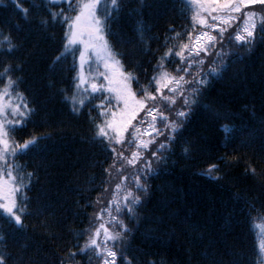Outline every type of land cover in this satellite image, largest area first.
I'll list each match as a JSON object with an SVG mask.
<instances>
[{
    "label": "trees",
    "instance_id": "trees-1",
    "mask_svg": "<svg viewBox=\"0 0 264 264\" xmlns=\"http://www.w3.org/2000/svg\"><path fill=\"white\" fill-rule=\"evenodd\" d=\"M67 7L49 0L0 2V41L10 35L18 46L14 54L0 49V71L9 63L22 64V71L13 75L23 77L19 91L36 108L30 122L13 137L21 143L33 135L49 137L41 141L39 151L16 158L25 172L36 173L24 193L33 215L24 217L22 230L0 219V235L5 237L0 253L9 257L7 264L21 260L61 264L62 256L64 264H99L92 253L66 257L68 250L78 252L74 245L84 243L74 233L88 225L86 213L94 211L84 205L99 191L87 190L94 186L93 175L99 183L104 161L100 145L91 139L88 109L73 114L58 91L68 87L71 57L56 65L55 71L50 67L62 50L63 26L39 24L48 18L49 10ZM23 9H28L27 17ZM252 10L264 12L259 5ZM189 15L181 0H121L120 11L110 22L114 35L109 41L122 54L126 69L139 74L144 83L145 76L151 75L150 63H155L153 53L163 51L162 47L157 51L158 46L170 35L167 29L173 26L180 31ZM140 21L150 29L144 34L145 42L135 31ZM150 37L159 39L149 41ZM148 44L150 51H146ZM236 51L242 58L233 57L222 77L205 89L166 165L148 181L151 191L137 217L127 221L131 231L124 255L132 264H264L258 245L263 237L258 226L264 224V212L259 211L264 207V40L258 38L250 52ZM213 110L227 113L228 121L218 119ZM222 123L235 128L230 142L219 131ZM186 142L192 146L187 157L182 152ZM209 163L219 165L221 179L203 174Z\"/></svg>",
    "mask_w": 264,
    "mask_h": 264
},
{
    "label": "snow or ice",
    "instance_id": "snow-or-ice-1",
    "mask_svg": "<svg viewBox=\"0 0 264 264\" xmlns=\"http://www.w3.org/2000/svg\"><path fill=\"white\" fill-rule=\"evenodd\" d=\"M49 3L68 5L66 10H49L48 18L39 21L44 28L63 26L62 50L50 67L55 71L56 65L71 57L67 69L71 75L68 87L58 91L73 114L80 115L88 109L91 139L100 145L104 155L99 183H95L93 175L90 183L94 186L87 190L99 191L94 200L84 205L94 211L86 213L88 225L74 233L76 240L83 237L84 243L74 245L78 252L68 250L66 257L74 259L78 254L92 253L99 264H119L120 260L132 264L124 255L131 231L127 221L137 217L151 191L148 181L166 165L168 154L174 150L178 135L199 106L205 89L222 77L233 57L242 58L236 49L250 52L258 38L264 40V12L252 10L257 5L264 9V0H181L183 11L190 14L189 22L180 31L169 26L170 35H165L157 49L162 47L163 51L153 53L155 63H150L151 75L145 76L144 83L139 74L126 69L122 54L109 41V36L114 35L110 22L113 14L120 11L121 0ZM23 11L27 17L28 9ZM149 30L142 21L137 23L135 31L141 42H145L144 34ZM153 39L159 38L150 37L149 41ZM17 48L10 35L3 36L0 49L4 54H14ZM150 50L148 44L146 51ZM17 71H22V64L9 63L0 71V219L22 230L24 217L33 215L29 211L30 198L24 193L36 173L25 172V166L16 163V158L39 151L41 141L49 137L33 135L22 143L13 137L36 112L34 101L19 91L23 77H14ZM94 100L98 102L93 104ZM213 114L220 120L229 119L227 113L213 110ZM219 131L225 142H230L235 128L222 123ZM191 151V144L186 142L183 155L187 157ZM219 171L218 164L209 163L203 174L219 180ZM251 171L255 174V169ZM250 210L256 211L255 207ZM259 211L264 212V207ZM4 239L0 235V241ZM259 249L264 255V242ZM8 259L0 253V264H7ZM60 260L64 264L65 257Z\"/></svg>",
    "mask_w": 264,
    "mask_h": 264
},
{
    "label": "rangeland",
    "instance_id": "rangeland-1",
    "mask_svg": "<svg viewBox=\"0 0 264 264\" xmlns=\"http://www.w3.org/2000/svg\"><path fill=\"white\" fill-rule=\"evenodd\" d=\"M260 227V230H261V232L260 233H262V242H264V224H259V226H258V228ZM258 245H260V238L258 239Z\"/></svg>",
    "mask_w": 264,
    "mask_h": 264
}]
</instances>
